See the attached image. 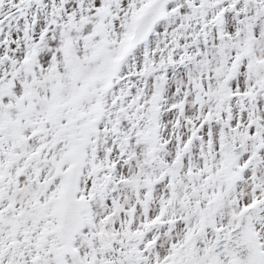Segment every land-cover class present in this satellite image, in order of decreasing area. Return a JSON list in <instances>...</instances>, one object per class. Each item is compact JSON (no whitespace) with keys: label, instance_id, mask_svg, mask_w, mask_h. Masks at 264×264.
Here are the masks:
<instances>
[{"label":"snow or ice","instance_id":"obj_1","mask_svg":"<svg viewBox=\"0 0 264 264\" xmlns=\"http://www.w3.org/2000/svg\"><path fill=\"white\" fill-rule=\"evenodd\" d=\"M0 264H264V0H0Z\"/></svg>","mask_w":264,"mask_h":264}]
</instances>
